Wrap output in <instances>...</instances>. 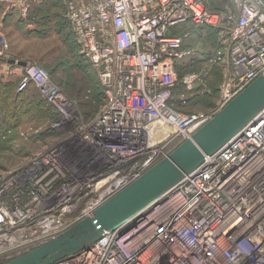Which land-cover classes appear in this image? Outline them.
I'll return each instance as SVG.
<instances>
[{
	"label": "built area",
	"instance_id": "obj_1",
	"mask_svg": "<svg viewBox=\"0 0 264 264\" xmlns=\"http://www.w3.org/2000/svg\"><path fill=\"white\" fill-rule=\"evenodd\" d=\"M31 1L0 4L26 15ZM232 3L233 10L214 12L206 0H65L101 104L86 115L45 69L24 65L17 91L34 87L55 111L49 127L64 134L27 170L3 176L0 256L36 247L90 216L264 76V0ZM188 26L218 35L213 62L224 64V80L208 111H182L184 93L173 104V67L192 55L189 31L178 32ZM53 264H264V108L132 226Z\"/></svg>",
	"mask_w": 264,
	"mask_h": 264
},
{
	"label": "rangeland",
	"instance_id": "obj_2",
	"mask_svg": "<svg viewBox=\"0 0 264 264\" xmlns=\"http://www.w3.org/2000/svg\"><path fill=\"white\" fill-rule=\"evenodd\" d=\"M230 1L208 0L211 8L226 9L233 6ZM184 31L190 33L187 43L192 55L173 67L176 81L173 104L178 106L175 99L184 93L187 102L180 104L182 111H208L214 107L224 80V64L213 62V56L219 48L218 35L215 29L207 26H188L178 32L182 34ZM0 52L1 58L8 57L44 68L55 84L67 95L78 97L81 104L100 96L101 89L95 73L80 55L71 25L65 18V0H32L26 15L0 4ZM13 68L10 67L4 74L8 78L14 76V80L4 81L1 76L4 66L0 62V82L16 85L23 75L24 66L16 65ZM186 79L192 80L191 88L186 86ZM33 94L30 91L24 94L25 98L20 99L22 105L17 100L22 106L18 111L21 112L20 117L5 119L11 120L15 125L10 126L14 127L6 130L0 126V181L8 173L27 170L32 157L54 143V140L48 142L49 139L37 135L46 127L48 118H41L33 110L32 106L36 104ZM81 104L80 109L83 110ZM63 134L58 133L55 137L60 139ZM8 257L2 255L0 260Z\"/></svg>",
	"mask_w": 264,
	"mask_h": 264
},
{
	"label": "water",
	"instance_id": "obj_3",
	"mask_svg": "<svg viewBox=\"0 0 264 264\" xmlns=\"http://www.w3.org/2000/svg\"><path fill=\"white\" fill-rule=\"evenodd\" d=\"M8 63L26 64L15 59ZM263 108L264 76H260L190 139L98 206L90 216L36 247L0 260V264H53L87 249L106 234L132 226L161 196L196 170L203 163L204 155L217 152Z\"/></svg>",
	"mask_w": 264,
	"mask_h": 264
},
{
	"label": "trees",
	"instance_id": "obj_4",
	"mask_svg": "<svg viewBox=\"0 0 264 264\" xmlns=\"http://www.w3.org/2000/svg\"><path fill=\"white\" fill-rule=\"evenodd\" d=\"M230 4L233 5L232 0L230 1ZM206 7L210 11H214V12H221V11L231 10V9L233 10V8H234L233 6L230 7V8H227V9L226 8H222V7H220V8H211L209 6L208 0H206ZM3 58L4 57H2V58L0 57V62H3L2 61V60H4ZM6 59H10V58L6 57ZM6 61H8V60H6ZM3 82H0V92H1V95H0V121H1L0 126L6 128V130H8L10 127H14V126H10V125H15L14 123H11L10 121L14 117H20L21 112L18 113V111H20V109L22 107L21 105L23 104L22 100H20V99L21 98L24 99L25 98L24 94H27V92L30 91V92H34L33 97H34L35 103H36L35 105L32 106L33 110H36V113H38V115L41 118L44 117V116H46L48 118L47 119L48 121L46 123V127L43 130L44 132L41 131L37 135L41 134V136L44 137L42 139H45V138H46V140L49 139L48 140V142H49L50 140H52V139H50V137H55V135H57L58 133H61L60 130L56 131V130H53V129H51L49 127V123L56 119V114L54 113L55 111H54L52 106H50L45 100H43L40 97V95L38 94L36 89H34L32 86H29L26 90H24L22 92H18L17 91V85H18L19 80L16 83V85L15 84H11V83L10 84L9 83H5V82L3 83ZM101 98H102V91H100V96L99 97H97V98L93 97L91 100L89 99L88 101L83 102V104L80 103L82 105L81 107L85 111L86 115H88L89 113L93 114L99 108V105L101 104ZM17 100L18 101L20 100L21 105H20V103L19 104L17 103L18 102ZM25 114L26 113H23L22 115H25ZM9 117H12L10 121L5 120L6 118H9ZM18 120H19V118L17 119V122H18ZM1 181H0V183H1Z\"/></svg>",
	"mask_w": 264,
	"mask_h": 264
},
{
	"label": "crops",
	"instance_id": "obj_5",
	"mask_svg": "<svg viewBox=\"0 0 264 264\" xmlns=\"http://www.w3.org/2000/svg\"><path fill=\"white\" fill-rule=\"evenodd\" d=\"M4 60H5V58H3ZM4 60H2L3 62H1L2 64H3V66H4V70L1 72V73H3V74H1V76H2V78L4 79V81L6 80V79H8V81H9V79H11V80H14V76H10L9 78L8 77H6L5 75H6V73L4 74V72L6 71V70H8L10 67H16V65H18V66H20L19 64H16V63H8V61H6V60H10V59H6L5 61ZM14 69V71L17 73V70H15V68H13ZM14 71H12V73L14 72ZM11 73V74H12ZM14 75V74H13ZM223 77H224V74H223ZM192 112H194V111H192Z\"/></svg>",
	"mask_w": 264,
	"mask_h": 264
}]
</instances>
